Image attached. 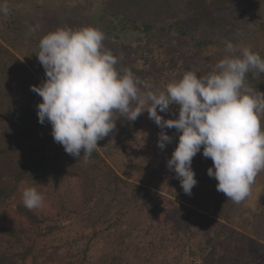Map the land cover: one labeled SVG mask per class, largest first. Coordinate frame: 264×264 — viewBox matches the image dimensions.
<instances>
[{
  "label": "trees",
  "instance_id": "1",
  "mask_svg": "<svg viewBox=\"0 0 264 264\" xmlns=\"http://www.w3.org/2000/svg\"><path fill=\"white\" fill-rule=\"evenodd\" d=\"M252 14V29L242 30L237 44L247 41L256 53L251 36L259 31V17ZM118 24L137 34L133 51L147 42L182 49L208 68L202 75L211 71L213 60L226 54L225 44L182 20L138 23L122 17ZM100 30L105 47L118 58V70L131 69L154 91L171 82L162 71L138 70L137 57L128 58L119 35L111 37ZM0 38V264H57V256L61 264H255L256 258L264 264V245L250 243L243 233L230 239L232 229L219 224L210 233L200 231L194 223L197 213L181 223L153 225L145 218L146 210H160L164 195H176L175 184L180 185L174 172L158 179V184L151 179L157 173L145 172L161 152H168L167 145L164 150L157 146L161 129L147 112L133 121L132 129H123L113 140L98 141L100 148L86 160L83 151L80 157L67 154L54 141L51 125L38 122L36 106L42 98L30 86H39L45 78L39 79L9 50V36L0 33ZM246 83L264 93V74L249 73ZM158 114L174 119L178 108L170 106L169 113ZM178 136L174 132V142ZM136 165L137 175L132 178L131 167ZM171 177L166 190L163 182ZM195 179L193 188H202V179ZM28 186L44 194L48 210L24 206L22 191ZM73 187L79 191L78 201L70 195ZM11 216L18 218L16 224L7 221Z\"/></svg>",
  "mask_w": 264,
  "mask_h": 264
},
{
  "label": "clouds",
  "instance_id": "2",
  "mask_svg": "<svg viewBox=\"0 0 264 264\" xmlns=\"http://www.w3.org/2000/svg\"><path fill=\"white\" fill-rule=\"evenodd\" d=\"M9 13L8 0H0V15ZM103 31L92 26L57 28L44 35L35 53L45 72L39 86H30L42 102L38 122L51 125V135L65 152L85 160L98 141L116 129V121H135L147 112L161 131L157 146L164 150L175 129L178 143L166 167L175 173L185 194L197 184L191 167L201 152L213 166L207 175L218 183L216 190L235 204L245 201L257 175L264 171V93L247 83L249 73L264 74V59L249 47L239 50L227 42L226 55L207 74L186 71L164 90H153L131 69L118 70V58L105 47ZM178 108V116L165 119L159 113ZM28 209L45 205L36 187L22 191Z\"/></svg>",
  "mask_w": 264,
  "mask_h": 264
},
{
  "label": "rangeland",
  "instance_id": "3",
  "mask_svg": "<svg viewBox=\"0 0 264 264\" xmlns=\"http://www.w3.org/2000/svg\"><path fill=\"white\" fill-rule=\"evenodd\" d=\"M8 6L7 16L0 15V33L3 37H10V45L6 43V46L42 81L45 72L35 55L38 43L44 35L63 27L78 29L92 26L105 30L111 37L119 35L128 58L134 55L137 57L135 65L138 70L162 71L170 81L180 79L186 71H194L198 75H202L204 70L207 71L206 66L202 67L182 49L159 47L156 43L147 42V46L133 51L131 46L137 34L126 27L118 26V18L122 17L134 19L138 23H157L172 18L182 20L185 24L191 23L194 28L207 31L220 44L232 42L239 50L241 46L237 43L241 31L252 29L250 19H253L254 11L259 17V31H256L251 39L253 44H257L256 53L261 58L264 53V0H8ZM12 27L16 29L13 31ZM242 46L249 47V43L242 42ZM149 48L152 51L150 53L146 52ZM218 60H213L212 66ZM261 123L264 127V120ZM132 124L133 121H127L126 118L118 119L116 129L105 138L115 139L122 131L132 129ZM174 132L175 129L166 131L169 136L174 135ZM177 143L178 137L175 142L167 144L168 152L160 151L161 158L156 160L155 164L151 162V166L145 171L153 172L154 175L157 173L151 177L153 184H158L160 179H166V176L169 177L172 173L167 169L166 163L170 159L169 151L171 148L175 149ZM202 152L203 148L193 158L191 167L195 176L202 179L203 187L193 188L189 195L183 192L179 184H175L176 195L170 197L163 194L165 206L155 213L146 210L145 218L153 225L174 223L173 221L181 223L192 219L194 213H197L194 223L200 231L207 229L210 233L219 224L232 229L229 231L230 239L231 236L235 237L236 233H243L250 238V243L264 245V171L255 178L249 197L240 204H235L216 190L218 181L207 175V170L213 166V162L210 158L203 157ZM137 167H131L132 178L137 175ZM172 179L171 177L163 182L166 190L172 184ZM70 195L74 200H79V191L75 187ZM49 204L45 201V205L39 209L46 211L50 208ZM7 221L13 225L18 222V218L11 216ZM225 238L227 239L222 235L224 241ZM58 258L59 256L55 262L61 264ZM255 264H260L258 258L255 259Z\"/></svg>",
  "mask_w": 264,
  "mask_h": 264
}]
</instances>
